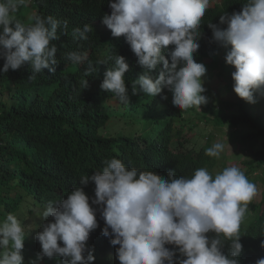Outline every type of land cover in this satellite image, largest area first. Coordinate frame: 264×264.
Instances as JSON below:
<instances>
[{
  "label": "clouds",
  "instance_id": "1",
  "mask_svg": "<svg viewBox=\"0 0 264 264\" xmlns=\"http://www.w3.org/2000/svg\"><path fill=\"white\" fill-rule=\"evenodd\" d=\"M35 2L0 0V71L6 75L29 64L32 79L44 69L55 73L63 61L68 77L94 75L100 93L115 103L168 89L182 110L208 102L204 81L220 67L227 84L232 75L240 99L254 104V93L264 90V0H247L241 11L220 15L219 25L209 23L216 43L204 57L196 53L210 0H106L103 13L83 12V29L65 19L69 12L75 16L71 4L29 11ZM93 29L105 48L71 51ZM52 41L64 46L62 56ZM224 147L216 142L205 154L218 158ZM104 164L80 178L84 187L44 203L39 214L25 220L7 214L0 222V264H24L25 235L41 249L28 264L45 257L94 264L87 242L97 227L108 248H116L119 264H264V241L256 245L244 220L258 189L240 168L213 175L201 167L191 177L169 170L165 178L116 158Z\"/></svg>",
  "mask_w": 264,
  "mask_h": 264
},
{
  "label": "trees",
  "instance_id": "2",
  "mask_svg": "<svg viewBox=\"0 0 264 264\" xmlns=\"http://www.w3.org/2000/svg\"><path fill=\"white\" fill-rule=\"evenodd\" d=\"M246 2L210 0L201 21L198 57L214 53L212 46L216 42L208 24L219 25L220 15L241 11ZM67 3L74 6L75 16L69 12L65 19L77 27L83 26L86 12L87 17L101 14L105 10H101L102 6L107 4L106 0H36L28 10L39 12L46 7H66ZM81 13L82 20L78 18ZM96 32L94 29L89 32L86 41L77 39L71 51L93 54L102 51L105 38ZM51 43L57 46V56H62L64 46L59 41ZM4 63L0 58V69ZM64 65L59 61L55 73L44 69L32 79H29L32 75L29 64L18 70L9 69L7 73L12 72L13 76L0 71V222L9 213L19 220L23 215L33 214L35 207L64 199L67 190L84 187L79 182L81 177L95 168L103 170L104 161L113 158L121 160L129 169L151 171L165 178L169 170H175L177 177H191L201 167L215 175L229 166L224 157H209L205 153L222 126L233 134L236 151L242 156L236 167L248 179L257 172L264 178V119L250 114L249 103L234 93L232 75L228 84L235 99L226 108L233 106L236 111L224 114L223 101L212 97L217 86L210 85V92L205 95L208 102L200 106L203 113L192 111L195 118L209 127V133L201 134L206 136L205 142L195 143L194 123L185 119L184 110L173 105V94L168 89L155 97H131L128 104H118L111 96L106 98L100 93L94 75L82 73L68 77ZM255 100L258 108H264V97L259 102ZM116 112L124 113L126 121L108 131L110 118ZM143 119V127L148 128L146 135L138 134L135 129ZM263 193L249 203L250 215L247 212L244 219L257 246L264 241ZM97 230L98 227L87 242L93 249L94 264H113L117 259L116 248H108L107 237L98 235ZM40 251L25 235L24 264L35 260ZM40 264L61 262L58 257H45Z\"/></svg>",
  "mask_w": 264,
  "mask_h": 264
},
{
  "label": "rangeland",
  "instance_id": "3",
  "mask_svg": "<svg viewBox=\"0 0 264 264\" xmlns=\"http://www.w3.org/2000/svg\"><path fill=\"white\" fill-rule=\"evenodd\" d=\"M235 70V68H234ZM231 71V69H230ZM223 74V69L217 68L213 73L212 76L207 78V80L204 81V87L206 89V92L204 93V95H206V93L208 91H210V85L211 87L216 85V91L217 93H219V95H222V98H224L223 100V104H221V107H223L224 114H229L232 113V111H236L235 108L229 107L228 109L226 108V106H230V103L234 102V95L233 93L229 90V85L227 84V75L223 76V78H221V75ZM259 93V94H258ZM215 100V95L213 94L212 96ZM262 97H264V90H261L257 93H254V98L258 100L261 99ZM225 101V103H224ZM233 105V104H232ZM110 111L112 112V109H110ZM184 115H185V119L189 120L191 119L193 121V129L194 132L196 133L195 137L193 138V142H198V143H203L206 141V136H203L201 134H207L209 133V127H205V123L198 120L197 118H195L194 116V112L195 113H203L202 108H198L196 106H193L187 110H184ZM192 111H194L192 113ZM249 113L254 115V117H258V118H263L264 119V108H258V106L256 105V103L254 104H250L249 103ZM126 115H124V113L121 112H116L113 113L111 118H110V123L108 124V131H112L113 129H115L116 127L122 125L126 120L125 117ZM140 123H138L137 127L135 128L138 132V134H142V135H146L147 134V127H143L145 120H141L139 121ZM223 128L222 131L220 132V134L217 135V137L215 138V141L212 143H216V142H220L224 144V151L221 153V157H224L225 159V164L228 166H237V164H239L240 160L242 159V156L240 153H238V151H236L237 145L234 139L233 134H231L230 130L226 127H221ZM234 132V131H233ZM251 182H253L258 189L257 195L261 196L263 193L264 189V178L262 177L261 173L257 172L253 175V178L249 179ZM264 194V193H263ZM34 213L31 215H23L24 218H22L23 220L30 218L31 216L35 215V214H39L41 211H43V207H35L34 208ZM248 215H250V212H248ZM113 264H119L118 259H115L113 261Z\"/></svg>",
  "mask_w": 264,
  "mask_h": 264
}]
</instances>
